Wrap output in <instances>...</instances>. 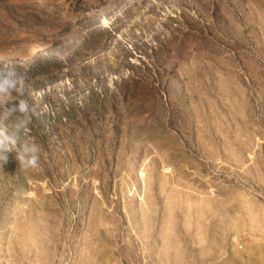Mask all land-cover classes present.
Wrapping results in <instances>:
<instances>
[{
  "label": "rangeland",
  "instance_id": "obj_1",
  "mask_svg": "<svg viewBox=\"0 0 264 264\" xmlns=\"http://www.w3.org/2000/svg\"><path fill=\"white\" fill-rule=\"evenodd\" d=\"M0 77V264H264V0H0Z\"/></svg>",
  "mask_w": 264,
  "mask_h": 264
},
{
  "label": "clouds",
  "instance_id": "obj_2",
  "mask_svg": "<svg viewBox=\"0 0 264 264\" xmlns=\"http://www.w3.org/2000/svg\"><path fill=\"white\" fill-rule=\"evenodd\" d=\"M22 83V80H21ZM16 89V81L11 80L7 77H0V93L9 94L11 91ZM27 103L25 101H20L17 105V110L21 113L27 111ZM33 154L27 157L26 163L25 158L17 154L16 159L20 161L19 168L21 170L25 169H36L39 165V157L35 155L37 151L35 145L32 148Z\"/></svg>",
  "mask_w": 264,
  "mask_h": 264
}]
</instances>
